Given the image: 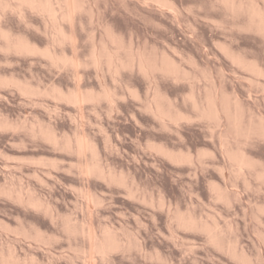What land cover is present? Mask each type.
I'll list each match as a JSON object with an SVG mask.
<instances>
[{"label":"rangeland","instance_id":"374dc122","mask_svg":"<svg viewBox=\"0 0 264 264\" xmlns=\"http://www.w3.org/2000/svg\"><path fill=\"white\" fill-rule=\"evenodd\" d=\"M76 1L73 20L58 19L70 42L46 16L0 3V264H264V34L246 11L264 0ZM19 37L40 52L9 49ZM104 49L117 71L92 64ZM54 89L113 100L77 107ZM159 105L182 118L161 121ZM76 136L106 179L81 170L92 155H78ZM109 231L122 247L103 257Z\"/></svg>","mask_w":264,"mask_h":264},{"label":"bare ground","instance_id":"6f19581e","mask_svg":"<svg viewBox=\"0 0 264 264\" xmlns=\"http://www.w3.org/2000/svg\"><path fill=\"white\" fill-rule=\"evenodd\" d=\"M54 4V2L52 1V0H0V3H1V6L3 7V9L5 10V9H7V8H11V9H13V11H18V13L20 12L21 13V15H22V12L24 11V8L25 9H30V10H32V11H36V12H38L40 15L42 14L44 17L46 16L47 18H48V21H47V23L49 24V23H53L52 24V26H54V24H56V26H58V27H55L54 28V30H55V32H56V38H57V36L59 35L61 38L59 39V37H58V39L59 40H57V41H60V42H63V41H66V42H70L71 40H73L72 39V37L70 36V34H67V33H65V31L62 29V27L61 28H59V26L60 25H62V24H60V25H58L59 24V20L60 19H62L64 22H66V21H71V20H73L72 18H74L73 17V14H74V12H78L77 10H79L81 7H82V5L79 3V2H77L76 1V3H74L75 2V0H61V1H59L58 0V7H59V10H57L58 8H55V7H57L56 6V4H54L55 5V7H54V5L52 4V3ZM71 2H73V3H71ZM160 2L161 3H167V2H165L164 0H160ZM258 2V1H257ZM80 4L81 6H79L78 4ZM85 3V2H84ZM228 3V2H227ZM252 5H249L248 6V9L246 10L247 12H248V15H249V17H250V21H251V23H254V24H256V25H254L255 27L257 26V28L260 30V32H262L263 34H264V10L262 11L260 8H258L257 7V5L255 6V5H253V3H251ZM228 5L231 7V9L232 10H234L235 9V5L236 4H231V3H228ZM234 8V9H233ZM236 8H237V5H236ZM240 10H243V8L240 6ZM263 8V7H262ZM2 9V8H1ZM237 9H239V8H237ZM236 9V10H237ZM3 10V11H4ZM7 10H9V9H7ZM80 10H82V9H80ZM79 10V11H80ZM84 10V9H83ZM237 12V11H236ZM15 13V12H14ZM80 15V14H79ZM78 15V16H79ZM2 17V16H1ZM46 17H45V19H46ZM76 17H77V15H76ZM59 19V20H58ZM62 21V22H63ZM28 22V21H27ZM61 23V22H60ZM249 24V23H248ZM64 25V24H63ZM68 25H69V23H68ZM251 25V24H250ZM63 27H65V26H63ZM57 28H59V29H57ZM72 28V27H71ZM49 29V28H48ZM2 33V35L3 36H5L7 33L6 32H1ZM6 33V34H5ZM59 33V34H58ZM51 34H52V32H51ZM58 34V35H57ZM261 34V33H260ZM72 35V34H71ZM116 36V35H115ZM6 37H8L7 35H6ZM20 38V37H19ZM16 39V38H15ZM61 39L63 40V41H61ZM15 42H12L11 41V43L8 45V48L9 49H14V50H16V51H18V52H23V53H38V52H40L36 47H34V46H32V44L28 41V40H25V39H16V40H14ZM117 41V40H116ZM53 42V41H52ZM54 42H55V40H54ZM107 42V41H106ZM108 43V42H107ZM73 44V43H72ZM1 47V46H0ZM6 47V46H5ZM48 48V47H47ZM46 48V50H44V51H42V54L43 55H45V56H48V57H50L54 62H63V63H65L66 65H69V66H76L77 65V61L74 59V58H70V56L69 57H67V56H63V57H55L54 55H53V53H51V51L49 50V49H47ZM101 48V47H100ZM104 48V47H103ZM224 48V47H223ZM40 49V48H39ZM105 50V49H104ZM104 50H102L101 52H100V56H99V54L96 52V50H93V52H92V54H91V56H92V64L96 67V69L100 66V64L103 62L102 60H104V59H107V60H105V61H107V63H105V64H108V67H110L109 69L111 70V68L112 69H114L117 65H118V60H116V59H118L117 57H116V55H115V58L116 59H114L113 58V54L112 53H109V51H106V53H105V51ZM98 51V50H97ZM107 52H108V54H107ZM125 52H127V51H125ZM101 53H103V54H101ZM234 53V52H233ZM105 54V55H104ZM111 54V55H110ZM123 54V53H122ZM137 54V53H136ZM57 55H58V53H57ZM113 55V56H112ZM101 57H102V60H101ZM47 58V57H46ZM104 58V59H103ZM232 58L235 60V61H237L239 64H241V65H243V66H245L246 68H248L249 70H251V71H253L254 73H256V74H261L262 73V71L257 67V65H255V64H251V63H248V62H245V61H243V59L242 58H239L238 56H235V55H232ZM117 61L116 63H117V65H115V62L114 61ZM150 60H152V59H150ZM125 61V60H124ZM170 61V60H169ZM114 62V63H113ZM133 62V61H132ZM168 62V61H167ZM104 63V62H103ZM102 63V64H103ZM79 64V63H78ZM119 64H120V60H119ZM151 64V63H150ZM113 65H114V68H113ZM121 65H123L124 66V63L123 62H121ZM145 64H142V63H140V68L144 71V72H146L147 73V67H146V65L144 66ZM168 65H170V64H168ZM168 65H166V66H168ZM78 66V65H77ZM126 66V65H125ZM131 67V66H130ZM158 67H160V66H158ZM162 67V66H161ZM73 68V67H72ZM100 68V67H99ZM103 68V67H102ZM107 69V68H106ZM108 69V70H109ZM119 68L118 67H116L115 68V71H117ZM154 69V68H153ZM164 69H168L167 67H165ZM165 70V71H166ZM169 71H171V72H173V69H168ZM113 71V70H112ZM114 71V72H115ZM122 71V70H121ZM127 71V70H126ZM149 71H150V69H149ZM148 71V72H149ZM99 72V71H98ZM177 72V71H176ZM113 74V73H112ZM167 74V73H166ZM77 75V74H76ZM166 76V75H165ZM77 77V76H76ZM146 77H148V76H146ZM177 77V76H176ZM78 78V77H77ZM80 78V77H79ZM150 78H153V77H151L150 76ZM179 79V78H178ZM23 91H30V89L29 88H23ZM32 91H33V89H32ZM54 91H55V94H56V97H58L59 96V98L61 97V98H65V99H67V100H69L72 104H74V105H77V107H78V105H81L82 103H84V102H96V101H98V100H100V99H106V100H109V101H112L113 100V98H111V94L109 93V92H107L106 90H105V92H103V94H99V95H96V94H94V93H86V94H83V92L81 93L80 91H79V89H75V90H73L72 92H70L68 95H66V94H63V92H61L60 90H58V89H54ZM132 91V90H131ZM31 92V91H30ZM88 92V91H87ZM213 97H214V95H212ZM227 98V97H226ZM167 99V98H166ZM115 100V99H114ZM215 100V99H214ZM102 101V100H101ZM112 103V102H111ZM212 103V102H211ZM218 103V102H217ZM239 103V102H238ZM82 106V105H81ZM80 106V107H81ZM146 106V105H145ZM160 106L162 107V105H159L157 108H156V110L157 111H155L154 110V112H157V113H155L158 117L157 118H159L161 121H164L167 117H171L172 118V120H179V119H181L182 118V115H180V114H173V113H171L169 110H164L163 108H160ZM210 106V105H209ZM235 106V105H234ZM211 107H212V109L210 110V112L209 113H207L206 115L208 116V117H211V118H215V119H218L219 118V112L217 111V109H216V106H215V104L213 103L212 105H211ZM227 108V107H226ZM204 109V108H203ZM220 109V108H219ZM235 112V111H234ZM233 112V113H234ZM221 114V113H220ZM155 115V116H156ZM227 119H229V117H227ZM240 120V119H239ZM221 121V120H220ZM237 122V121H236ZM253 124V123H252ZM162 125V124H161ZM168 125V124H167ZM238 125V124H237ZM1 126H2V124L0 123V128H1ZM233 127V126H232ZM231 127V128H232ZM240 128V127H239ZM255 128V127H254ZM237 129V128H236ZM44 136L48 139V140H50V141H52V142H54V143H57V139L58 138H56V136H55V134L52 132V131H49V130H47V131H45L44 133ZM240 135V134H239ZM81 136V135H80ZM80 136H76V141H75V143L76 144H74L75 145V147L74 148H76V152L78 153V155H85L87 152L90 154V155H92V161H90V162H87V163H83L84 164V168H82V165H81V170H83V172L85 173V174H87V175H89V176H100V177H105V179H106V177L107 176H105V174H106V172H105V170L102 168V166L100 165L101 163L99 162V154H98V151H97V148H96V146L92 143L91 144V142L89 143L88 141H86V140H84L83 139V136H82V138L80 137ZM247 139V138H246ZM88 140V139H87ZM67 147L69 148H72L73 146H71L72 144L70 143V142H68L67 144ZM159 150L161 151V152H164V153H167L168 154V152L167 151H165V150H163L162 148H159ZM72 151V150H71ZM232 152V151H231ZM75 153V152H74ZM89 154H87V155H89ZM81 158V157H80ZM87 158V157H86ZM90 158V157H89ZM180 158H183V159H187V157H184V156H182V157H180ZM82 159V158H81ZM84 159V158H83ZM86 160H89L88 158L86 159ZM235 160H236V163H237V165H238V169L241 171L245 166H248V165H250V162L248 161V159L244 156V155H239V156H237L236 158H235ZM252 161V160H251ZM81 163H82V161H80ZM79 165V164H78ZM238 171V170H237ZM79 172H81V171H79ZM82 172V173H83ZM84 173H83V175H84ZM107 175V174H106ZM113 178V179H112ZM111 179L112 180H114L115 178L111 175ZM117 180V179H116ZM111 182V181H110ZM86 193V192H85ZM87 194V193H86ZM85 194V195H86ZM90 194V193H89ZM86 197V196H85ZM89 197V199H91L92 197L91 196H88ZM91 197V198H90ZM94 198H92V200H93ZM34 200V199H33ZM91 200V201H92ZM93 201H95V200H93ZM96 202V201H95ZM30 204H31V202H30ZM96 204H98V202H96ZM33 207H35V206H37V207H41V204H40V202H39V204L37 203V202H35V201H33L32 202V204H31ZM263 210V209H262ZM186 224L188 225V226H191L192 228L193 227H195V226H197L196 224V222H194L193 221V219H191V220H188V222H186ZM68 227H70V228H68L69 230L71 229V226L69 225ZM84 230H83V232H84V234L83 235H85V236H89L88 238H89V240H90V238L92 239L93 237L91 236L92 234H93V231L92 230H90L89 228H87V227H85V226H83L82 227ZM87 228V229H86ZM73 229V228H72ZM80 229V228H79ZM89 229V230H88ZM207 229V228H206ZM107 230V229H106ZM71 232H73V233H75L76 232V230L74 229V231L73 230H70ZM90 231H92V233H90ZM104 231V230H103ZM208 231H210V230H208ZM211 231H213V230H211ZM81 232V231H80ZM107 232H108V230H107ZM222 232V231H221ZM106 233V232H105ZM210 234H212V232H209V235ZM213 234H214V231H213ZM106 236H104L105 237V239H103V241L102 240H100L99 241V243H97L96 242V246H95V250L99 253V254H101L103 257H106V255L107 254H109L110 252H112L113 250H118V249H120V247H122V244L119 242V240H116L117 238L116 237H113L114 235L111 233L110 234V231H109V233H107V234H105ZM97 237V236H96ZM210 238L212 239V240H214L215 238H216V235H210ZM98 239V238H97ZM119 239V238H118ZM93 241H94V239H92ZM210 240V239H209ZM90 242V241H89ZM89 244H91V243H89ZM93 244V243H92ZM94 246V245H93ZM222 246V245H221ZM94 248V247H93ZM125 248V247H124ZM231 248V247H230ZM90 249H91V247H90ZM93 250V249H92ZM85 252H84V254H87L86 252V249L84 250ZM233 251V250H232ZM83 252V251H82ZM230 252V251H229ZM94 253V252H93ZM88 254H90L89 253V251H88ZM87 256H91V254L90 255H87ZM243 260V259H242ZM90 260H88V262H89ZM11 264V263H10ZM88 264V263H87ZM90 264V263H89Z\"/></svg>","mask_w":264,"mask_h":264}]
</instances>
